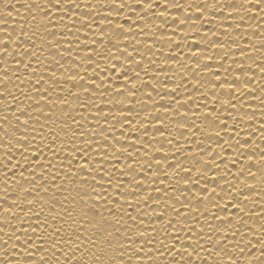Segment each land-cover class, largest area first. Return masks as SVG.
Here are the masks:
<instances>
[{"label":"snow or ice","instance_id":"6c2138e0","mask_svg":"<svg viewBox=\"0 0 264 264\" xmlns=\"http://www.w3.org/2000/svg\"><path fill=\"white\" fill-rule=\"evenodd\" d=\"M169 4L177 10L185 6L182 0H164V10ZM144 5L150 12V0L131 4L96 0L95 6L92 0H28L19 7L25 8L30 19L25 18L17 29L12 12L19 15V7L5 0L0 12V264H264V188L259 191V211L249 207L250 201L257 204L252 198L257 189L250 183L257 172L264 183V95H257L264 93V84H253L257 69L264 80V56L257 60L249 52V47L257 52L264 49V0H224L227 15L220 10L221 0L187 5L189 12L196 8L193 25L210 10L211 16L223 17L226 26L222 23L219 36L213 32L211 39L208 32L198 33L208 41L204 49L212 48L214 53L201 61L200 53L192 51L194 67L180 65L193 77L190 89L181 73L175 90L157 93L161 101L167 95L184 108L177 99L180 86L198 92L208 82L201 97L214 96L220 108L203 103L191 113L177 108L174 117L179 119L174 122L178 136L184 137L187 130L191 138L195 136L192 128L200 130L193 117L200 108L207 109L200 118L215 129L214 137L208 139H215L221 152L232 150L227 163L220 159L231 177L225 180L221 175L224 183L208 176L209 171L219 170V154L200 144L196 152L188 153L203 164L193 179V168L185 167L179 158L184 148L175 138L166 139L172 134L159 115L152 116L153 122L160 123L152 124L151 133L147 117L139 121V127H132L133 119H139L134 111L137 92L149 87L141 72L143 76L150 73L147 67L141 68L144 56L136 60L127 51L131 47L134 52L135 47L121 40L136 35L133 27H140L139 23L134 21L126 29L125 17L123 24L112 27L110 14L119 16L125 8L131 14ZM96 17L107 21L115 40H105V28L99 27ZM233 20H237L234 25ZM247 20L256 21L255 28L247 25L245 31L261 36L259 45L250 41L241 45L228 32L232 29L244 39L240 30ZM207 23H212L211 17ZM89 34L93 39L89 40ZM102 40L106 52L96 47ZM181 40L189 48H200L195 40L189 44L187 36ZM167 43H173L171 38ZM152 47L149 44L145 51L152 52ZM94 57L108 63L101 67ZM129 65L134 66L131 74ZM105 71L110 75L105 76ZM151 77L155 79L156 74ZM69 83L71 87L65 88ZM151 87L156 91L155 85ZM145 95L150 99L152 92ZM186 99L192 103L191 96ZM249 99L257 100L261 109L258 128L252 126L250 118L256 112L249 110L253 107ZM160 107L167 112L172 106ZM257 131L259 142L255 141ZM221 133L227 136L224 143H220ZM173 147L175 151L170 152ZM241 157L246 158L244 163ZM254 157H258L255 162ZM182 174L187 177L183 186L177 179Z\"/></svg>","mask_w":264,"mask_h":264},{"label":"bare ground","instance_id":"6f19581e","mask_svg":"<svg viewBox=\"0 0 264 264\" xmlns=\"http://www.w3.org/2000/svg\"><path fill=\"white\" fill-rule=\"evenodd\" d=\"M4 2L5 0H0V12L4 11ZM10 3H16L17 7H19V3H27L28 0H19V3H17V0H8ZM93 5L95 6L96 0H92ZM101 4H103V0H100ZM129 4L132 3V0H128ZM152 3V9L150 12H146L147 5L142 6L138 11H133L131 14H129V11L127 8L124 9L123 13H121L119 16L115 12L111 13L112 18V27H115L117 23L123 24V20L125 17L128 19V24H124V27L127 29L130 26H133V22L136 21L139 23L140 27L136 28L133 27L134 32L136 35L131 36H125L121 37V40H127V42L133 47H135V51L133 52V49L130 47L127 49V51L132 52L134 58L136 60H140L141 55L144 56L145 61L141 63V68L147 67L150 75L149 76H143V72H141V76L144 80H146L149 84L148 88H140L137 92V101L134 104V111L139 113V119H133L132 121V127L135 129L136 127H139V121L145 120L147 117V127L149 129V133L152 132V124L156 123L159 124V121H152V116L159 115L161 117V120L163 121L164 125L168 128V130L171 132L172 137L167 138H175L177 141H179V144L181 147L184 148L183 154L179 157L181 160L184 161L185 167H192L193 168V179L197 175H199V172L197 169L203 170V164L196 163L192 158L188 155L189 150L192 152L197 151V144H200L202 148L207 147L210 150H212L214 153L219 154V159L217 160V163L220 164V159H223L226 163L229 159L232 157V150L228 149L227 153L221 152L220 148L217 146L215 139H208L209 136L215 135V129L207 126V123L203 121L200 116L207 111L206 108H200L199 113L196 117H193L195 119V122L197 125H199L200 130L197 131L196 128H192L191 132L195 133V136L190 137V133L185 130V136L180 137L177 135V124L174 122L175 120H178V117H174V111L178 108V110L183 112L191 113L193 111H196L195 105L199 103H203L207 105L209 108L215 105L217 109L220 108V105L215 102L214 96H208V98L202 99L201 93L205 91V89L208 87V82H204V86L199 88L198 92H191L186 91L184 86H180V91L177 96V99H180L184 104V108H179L178 105L175 104L174 100L170 98L169 96L165 95L164 99L161 101L159 95H163L165 91L167 90H175L178 85H180L181 82V73L184 74V76L187 79L188 82V88L190 89L193 82V77L184 71V68L180 67L181 64H186L188 66L194 67L193 61L190 59L192 51H197L200 53L201 61L205 59L209 54L214 53V49L208 48L207 50L204 49V46L207 45L206 39H201V36L198 35V33H209V39H211V33L215 32L217 36H219L221 29V24L224 23L226 26V22L224 21L223 17L216 15L211 16L210 10L205 11L203 13L205 19L203 21H197L195 25H193L192 21L195 19L196 15V8L193 7L191 12L188 11L187 5H199L201 3L207 2L209 5L213 3V0H182L183 4L185 5L181 9L177 10L172 7L171 4H169L168 9L164 10L163 4L164 0H150ZM224 0H221V11L227 15L229 9L223 7ZM159 5V6H158ZM103 11V9H102ZM143 16V19H140V17ZM12 23L15 24L17 29L19 28L20 23L25 22V18H29V13L25 10L24 7H19V15L16 14V11L13 10L12 12ZM187 17V19H186ZM211 17L212 23H207V18ZM177 20V23H172L173 19ZM97 24L99 27H104V37L105 40L107 37H112L113 40L116 39V35L111 31L109 27H106L107 21H102L99 17H96ZM239 17H237V20ZM237 20L230 21L233 25L237 22ZM183 21V24L181 25L179 22ZM19 22V23H17ZM203 24V27L201 26ZM256 21L247 20L246 24L241 28V33L244 36V39H239V37L236 36V33L233 32L232 29H228V32L238 40V43L243 45L245 41H250L252 44L259 45L262 42V37L252 36L251 35V29L248 31H245V27L247 25H251L252 28H255ZM99 27H95L94 31L99 34ZM141 28L144 29V32L141 33ZM157 29H159L157 31ZM172 29L176 30V34L172 35ZM163 33V35H162ZM182 36H187L189 44L192 43L193 40L196 41L197 44L200 45V48H196L193 46L192 48H189L188 45L184 44L181 40ZM89 40L93 39V36L89 34ZM171 38L172 44H168L167 40ZM222 41L225 39V37L220 36L219 37ZM105 40H102L101 45H97V49L106 52L107 45L105 43ZM137 41L140 43L137 44ZM177 43L181 44V47L177 49L175 45ZM152 44V52H146L145 48ZM232 49H235V45L231 46ZM249 52H251L255 59L259 60L261 56H264V49H261L260 51H255L251 47H249ZM82 54V53H81ZM174 54L176 56L175 60L167 59L169 55ZM45 55H47V52H45ZM237 57H239V53L237 52ZM95 60H99L100 66L104 67L108 61L100 59L99 57H94ZM121 61H123V57L120 58ZM215 59H219L218 56L215 57ZM148 60H153L154 63L151 65H147ZM226 62V65L227 66ZM246 64H252V61H246ZM2 66V65H0ZM215 61L212 62V68L215 69ZM236 66L233 65V68ZM255 67V65H253ZM160 69H163V71H159ZM171 69V71L169 70ZM119 71V69H118ZM134 71V66L129 65V72ZM221 73V78L224 76L223 68L219 69ZM155 73L156 78L152 79L151 74ZM257 77L254 79L253 84L256 83L264 84V80H261L259 77V69H257ZM105 76L110 75L107 71L104 73ZM230 75H235V73H231ZM123 79V78H121ZM196 79H199L197 77ZM157 80L160 81V83H157ZM137 84H139V81H136ZM152 85H155L156 91H152ZM65 88L71 87L70 83L64 85ZM73 91H77V89H73ZM152 92V96L149 99L145 93ZM215 95H219V90L215 93ZM257 95H264V93L257 92ZM192 97V103L188 104L187 97ZM225 97H221V99H224ZM147 101L145 106H142V104L139 101ZM27 103V102H25ZM248 103L251 104L253 107L250 108V111H255L256 116L253 118H250L252 120V126L258 128L259 127V120L261 119V109L258 106V101L254 99H249ZM163 104L165 106L171 105L172 107L165 112V109L163 107H160V105ZM75 106V105H73ZM156 109V110H154ZM107 106L105 107V111H107ZM128 115H133L132 113H129ZM79 118V116L77 117ZM228 123L231 125L232 121L229 120ZM93 124H95V121H93ZM117 131L120 129V125H116ZM143 129L141 128V132ZM157 138H159L158 134ZM221 141L220 143H224L227 140V136L224 135V133H221ZM261 139V133L259 131L256 132L255 141L259 142ZM253 140H250V146L252 145ZM154 148H159V144H154ZM170 152L175 151V147L169 150ZM187 157V159H185ZM206 159L211 160V156H206ZM258 157H254L253 162ZM171 159V157H170ZM200 159V157H198ZM245 157L240 158V162L244 163ZM166 167V166H165ZM239 167V165H238ZM231 171L233 173L237 172L236 168H232ZM252 171H256L255 168L252 169ZM169 177L172 176V170H168ZM221 175L225 176V180L231 179V177H228L224 170V164H220L219 170L216 171H209L208 176L211 179V177L215 176L218 183H224L223 180H220ZM262 173L257 172V178L254 181H250L251 184L254 185V187L257 189V194L254 195L252 198L256 200L257 204L252 205L251 201L249 202V207L255 208V210L259 211V204H260V197H259V191L260 189L264 188V183L260 182ZM179 180V183L181 186L184 185L185 180L187 177L185 175H181V177L177 178ZM203 179V178H202ZM175 183V181H173ZM191 191L195 194L197 192V189L193 188ZM217 191L219 192L220 189L217 188ZM223 203V201H222ZM223 215V214H222Z\"/></svg>","mask_w":264,"mask_h":264}]
</instances>
